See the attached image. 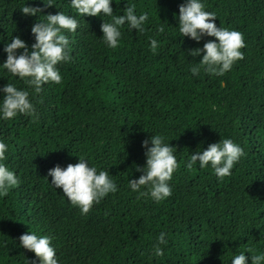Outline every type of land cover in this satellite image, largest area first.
Here are the masks:
<instances>
[{
  "label": "trees",
  "instance_id": "16d2710c",
  "mask_svg": "<svg viewBox=\"0 0 264 264\" xmlns=\"http://www.w3.org/2000/svg\"><path fill=\"white\" fill-rule=\"evenodd\" d=\"M45 2L0 0V106L11 83L30 93L36 109L35 116L11 119L0 112V141L8 147L0 163L20 181L0 196V264H39L19 240L31 232L51 237L58 264H232L241 253L251 264L252 255H264V0H201L216 13L218 27L245 38L244 59L224 75L203 67L192 73L205 53L190 50L216 38L182 35L179 8L186 0H112L113 16L132 5L135 14H148L143 32L120 26L115 49L101 30L113 17L81 16L71 0ZM24 6L43 11L25 15ZM61 11L79 22L75 33L62 30L71 59L57 65L61 83L48 82L36 93L30 78L3 67L4 49L16 36L31 49L32 26ZM151 39L158 42L155 54ZM154 135L177 149L180 165L169 181L172 195L161 201L140 195L149 186L130 187L144 174L137 166L146 167L143 141L152 147ZM223 139L245 153L230 176L219 178L210 163L187 167L192 154ZM79 157L117 184L87 214L48 176Z\"/></svg>",
  "mask_w": 264,
  "mask_h": 264
},
{
  "label": "clouds",
  "instance_id": "9594fccd",
  "mask_svg": "<svg viewBox=\"0 0 264 264\" xmlns=\"http://www.w3.org/2000/svg\"><path fill=\"white\" fill-rule=\"evenodd\" d=\"M45 2V0H44ZM47 6L53 4L46 3ZM72 7L84 16H99L101 14L113 17V22H104L101 25L103 39L110 48H117L121 38L120 26L129 24L132 29L144 31L143 25L148 20V14H135V5L128 6L124 15L113 16L112 0H71ZM205 4L201 0H186L179 8V30L184 37L199 42L205 36L215 37L216 40H209L204 43L203 48L190 50L192 56H199L203 59L197 66L191 68L194 75L199 74L201 67L210 74L224 75L231 70L233 64L244 59L241 49L247 45L243 33L228 28L218 27L215 23L216 13L205 10ZM21 11L25 15H37L43 9L39 7L24 6ZM47 22H37L31 32L36 42L31 49L19 36L13 37L4 49L7 53V60L3 67L13 75L34 87L36 93L42 91V86L48 82L59 84L62 82V75L57 67L62 62L70 61L69 39L62 30L76 32L79 22L64 12L49 14ZM160 32L164 31L160 27ZM218 41V43L216 42ZM158 42L151 39V49L155 54ZM23 50L18 54V50ZM4 98L0 112L4 119H11L20 114L36 115V109L30 101V93L26 90H18L13 84L8 83L3 87ZM161 135H154L151 138L152 147H148L149 141H143V147L147 150L146 167L137 166V171L144 174L138 179L130 180V187L138 191L141 186H149V191L141 192V196L151 195L156 201H161L172 195V188L169 181L172 179L175 170L179 168L175 152L177 149L164 142ZM7 145L0 141V161L6 159ZM244 150L231 139H223L219 143H212L206 150L198 151L191 155L187 164L189 169L199 161L200 166L206 167L211 164L215 174L223 179L231 175L234 164L242 156ZM48 176L52 177L51 183L71 201L74 206H79L82 214H87L95 203L109 193L117 191V184L110 178L107 171L97 172V168L90 167L88 161L79 157L76 164H68L66 168L56 165L50 169ZM19 179L14 171L0 163V196H7L11 188L19 186ZM21 245L35 253L39 264H58L56 251L52 247V240L49 236H38L35 232L25 233L19 237ZM160 244H165V233L158 237ZM251 251V249L249 250ZM157 256L163 255L159 246L155 247ZM248 257L241 253L232 261V264H247ZM30 264H37L36 260ZM251 264H264V255H252Z\"/></svg>",
  "mask_w": 264,
  "mask_h": 264
}]
</instances>
